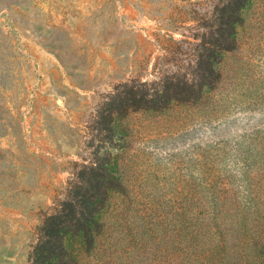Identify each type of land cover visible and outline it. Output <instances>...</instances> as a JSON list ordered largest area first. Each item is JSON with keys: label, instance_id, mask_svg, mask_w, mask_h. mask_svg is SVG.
<instances>
[{"label": "rangeland", "instance_id": "obj_1", "mask_svg": "<svg viewBox=\"0 0 264 264\" xmlns=\"http://www.w3.org/2000/svg\"><path fill=\"white\" fill-rule=\"evenodd\" d=\"M223 2L0 0V264H30L90 150L116 184L77 264H264V0L198 100L115 118L119 152L96 126L118 86L191 78Z\"/></svg>", "mask_w": 264, "mask_h": 264}, {"label": "trees", "instance_id": "obj_2", "mask_svg": "<svg viewBox=\"0 0 264 264\" xmlns=\"http://www.w3.org/2000/svg\"><path fill=\"white\" fill-rule=\"evenodd\" d=\"M248 0H224L216 6L212 31L197 48L196 66L192 77L177 75L166 77L159 88H146L144 84H122L98 110L97 131L104 133L101 144L111 143L114 137L112 123L131 111H161L172 103L198 100L204 90H211L219 80L215 65L222 53L233 50L235 27L241 9ZM95 167L80 171L78 182L68 191V197L57 212L47 215L37 228V241L29 254L30 264H77L67 247V240L81 239L92 245L99 227L101 204L115 188L114 176L107 156L94 153Z\"/></svg>", "mask_w": 264, "mask_h": 264}, {"label": "clouds", "instance_id": "obj_3", "mask_svg": "<svg viewBox=\"0 0 264 264\" xmlns=\"http://www.w3.org/2000/svg\"><path fill=\"white\" fill-rule=\"evenodd\" d=\"M252 115V117L254 118V120H260L261 118H264V113H260V112H255V113H252L251 114ZM89 136V135H88ZM89 139H91V136H89ZM88 139V140H89ZM97 143H99V141H97ZM105 145H107V144H105ZM108 146V145H107ZM109 147V146H108ZM110 149H112L113 150V152H119V149H115V148H111V147H109ZM91 150H90V152H89V156H90V160H89V162H88V164L89 165H91L92 167H95L96 165H95V163L93 162V160H92V156H91Z\"/></svg>", "mask_w": 264, "mask_h": 264}]
</instances>
